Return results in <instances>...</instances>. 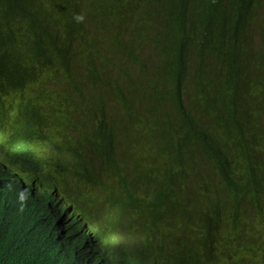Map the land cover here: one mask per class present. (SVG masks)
<instances>
[{
    "label": "trees",
    "instance_id": "obj_1",
    "mask_svg": "<svg viewBox=\"0 0 264 264\" xmlns=\"http://www.w3.org/2000/svg\"><path fill=\"white\" fill-rule=\"evenodd\" d=\"M24 2L0 0V134L27 133L29 141L41 139L42 144L38 151L35 145L0 149V157L18 171L56 182L60 197L71 201L67 214L80 210L107 264H181L162 244L163 233L155 235L152 227L154 220L161 226L168 211L187 230L165 227L162 232L171 239L183 233L197 242L210 264H264V0ZM85 13L96 23L93 28H86ZM49 14L56 46L40 33V21ZM104 25L113 30L111 44L100 42L101 33L92 34ZM152 44L154 53L168 52L171 77L182 90L165 128L159 133L153 124L139 137L133 128L137 123L121 125L118 119L122 107L128 113V101L123 92H115L122 107L111 115L102 102L94 109L78 103L74 131L64 140L68 121L62 109L71 92L45 88L64 82L57 69L70 73L77 63L96 86L107 88L103 73L112 71L108 62H122V57L147 66L140 56ZM101 46L107 51L94 55ZM39 53L52 56L53 66L41 63ZM65 86H70L68 80ZM120 136L128 144L147 146L144 150L152 156L161 144L156 159L165 171L162 182L139 180L128 144L114 154ZM144 152L135 161L144 159ZM103 157L109 170L90 177ZM83 158L88 160L78 171ZM126 208L148 214V219L139 226L140 218L122 214ZM17 210L2 209L0 234L13 241L0 236V264H32L34 258L39 264H57L54 246L60 245L66 221L44 232L15 216ZM14 231L21 236L13 237ZM71 239L63 234L67 245ZM34 247L44 253L36 255ZM203 261L200 257L197 264Z\"/></svg>",
    "mask_w": 264,
    "mask_h": 264
},
{
    "label": "clouds",
    "instance_id": "obj_2",
    "mask_svg": "<svg viewBox=\"0 0 264 264\" xmlns=\"http://www.w3.org/2000/svg\"><path fill=\"white\" fill-rule=\"evenodd\" d=\"M36 0H25V5L29 6ZM55 28L53 27V21L51 19V14L46 15L40 21V33L42 39L46 41L47 44L51 46L57 45V39L53 33ZM85 30L83 33L89 35L95 33H101V31H92ZM101 35V34H100ZM114 35H112L111 41ZM98 43V41H97ZM151 50V49H150ZM42 55V56H40ZM154 56V54H153ZM52 56L45 54H40L38 60L47 66H53L54 62L52 61ZM105 59V58H104ZM114 59V58H111ZM148 66H146L147 75L144 77V74L141 73L139 81H130L126 85L118 87L115 92H123L124 98L128 101V116L133 122L132 125L137 123L136 127H133L139 137L145 135L152 128L153 124L155 125L156 130L160 131L165 128V121L168 115H171L175 108L173 104L174 98L182 92L179 85L171 77L172 71V62L168 56V52H165L163 60V72L160 73L156 67L153 65V57L150 61V52H149V61ZM121 62L113 60V62H108V67L110 70L115 71V75L123 76L127 72L120 67ZM132 63V62H131ZM74 68H71L70 73H67L61 66L57 69L59 74V80H64V82L56 83L54 86H48L49 89H55L58 92L68 90L71 92V96L68 101L65 103L62 113L66 112L65 119L68 121L62 135H65L64 140H68V136L74 131L73 125L76 120L78 103L82 102L87 106L92 104L90 108L94 109L99 102H102L107 109V114L111 115L117 105L114 104L112 107L111 104L105 103L103 99L102 88H99L91 80V77L84 73L82 69L78 68L77 63H73ZM134 66H139L141 69V64L132 63ZM73 69L79 70L77 75L73 74ZM111 71V72H112ZM63 74L64 76H60ZM65 80L70 82V86H65ZM111 88V84L108 82ZM46 85V84H45ZM104 87V86H103ZM140 88H145L144 91H139ZM127 91V94H124V91ZM143 96V98H140ZM114 98V97H113ZM146 99V109L140 111L141 101ZM120 104V103H119ZM121 105V104H120ZM122 107V105H121ZM123 108V107H122ZM140 111V112H139ZM90 112V111H89ZM82 120H86L84 117ZM125 115L118 119L121 125H127L124 123ZM16 126H12V129H15ZM167 130L163 132L166 136ZM129 139H124L121 136L113 144L114 154H117L121 151L120 146L124 145ZM42 144L41 139L28 140V134L24 133L22 136H9L6 132H1L0 134V149L5 151H12L18 146H37V151ZM128 144V143H126ZM90 148H87V152ZM102 149L105 151V145L102 146ZM154 151H161V144L158 142L154 146ZM103 160H99L97 164L92 166V169L89 171L90 177H100V175L108 171L109 168L104 166ZM85 160L88 158H83L79 163L80 169L78 171H83L85 167ZM106 161V160H105ZM54 171L51 170L50 176L53 177ZM149 184V183H146ZM153 191V190H152ZM151 191V192H152ZM150 192V193H151ZM71 202V201H70ZM70 202L62 199L60 197V188L58 184L53 182L52 179L43 178L29 171H18L16 170L9 162L0 157V226L2 227L3 216L2 209L3 207L14 208L18 207V210L14 213L15 216L20 218H26L30 221L38 224L42 231L46 232L52 230L50 225L55 223H62L66 221V226L63 229V234L69 237H72L70 244L67 245L62 238L59 240L60 245L55 244V256L58 260L57 264H107V258L102 257L101 247L92 239V234L90 230L83 223V214L79 209L75 208L71 214H67L69 210L73 207ZM114 210V208H111ZM127 211L122 214H129L130 216L137 217L141 219L139 226L142 225V222L148 219V214L141 216L138 211H135L133 208H126ZM175 213L168 211L166 216H163V224H160L154 220L152 222V227L155 235L162 237V230L165 227H173L184 230H187V226L179 223H174L172 221V216ZM173 226H169V224ZM160 226V227H159ZM65 230V231H64ZM73 230H78L76 236H72L70 233ZM160 231V232H159ZM0 236L10 239L13 241L10 235L3 232ZM13 237H20V233L17 231L13 232ZM169 242L163 240L161 241L166 248H171L174 242L177 241V244L182 243L184 247L182 249H176V257L181 264H197L200 260V257L204 259L202 264H210L204 255L202 247L197 242L189 239L183 233L180 234L178 238L171 239L168 237ZM55 240V239H54ZM35 254L41 256L44 253L43 248L34 247ZM172 249V248H171ZM194 252V253H193ZM181 256V257H180ZM191 256V258H189ZM32 264H39L38 261L34 258L31 260Z\"/></svg>",
    "mask_w": 264,
    "mask_h": 264
},
{
    "label": "rangeland",
    "instance_id": "obj_3",
    "mask_svg": "<svg viewBox=\"0 0 264 264\" xmlns=\"http://www.w3.org/2000/svg\"><path fill=\"white\" fill-rule=\"evenodd\" d=\"M84 16H86V28H93L96 25V23L92 20V17L88 13H85ZM112 35H113V30L111 29V27L108 25H104L102 28V31H101V35L99 36V40H101L100 42H102L103 40L107 39L109 42H106V43L111 44ZM105 48H106L105 46H101V48L98 47L97 49L94 50L93 54L96 56H102L107 51V48L106 49ZM156 48H157V46H156ZM153 50H154V46L152 44L151 50H150V61L153 57V65L156 67V69L160 73H162L163 72L162 66H163V60H164V56H165V50H160V51H158L159 53H154ZM147 54H149V52H144L140 56L141 60H144V64L149 63ZM153 54H154V56H153ZM120 60L122 61L120 63V66H121L120 68L124 69V71L127 72L125 75L117 77L113 72H111V73H105L104 72L103 73V78L105 80H107V82L109 84H111V88L102 87V91L104 94L103 99L105 100L106 104L110 103L111 107L114 104L117 105L116 107L121 106L113 98L114 94H115V90L118 87H120L122 85H126L130 81H135L137 79L139 81H141V79H140L141 73L144 74V77L147 75L146 65H144V66L141 65V67H142V69H141L139 66L132 65V63L129 59H125V58L120 57ZM78 73H79V70L73 69L74 75H77ZM60 76H64V75L61 74ZM45 88L49 89L48 85H45ZM144 90H145V88L139 89V91H141V92ZM140 98H143V96H140ZM144 109H146V99L141 101L140 111H142ZM122 110H123V113L125 115L124 123L128 124V125H132L133 122L130 120L127 112L125 111L124 108H122ZM91 114L92 113H90V115ZM128 145L130 147V156H131V160H132L131 164L135 167V171L139 172V174H137L139 180H141V181L143 180L142 182L148 183L147 180L150 179L151 182L153 183V185H156L157 183L162 182L163 181V174L165 173V171H164V169H161L158 166L159 159H156L158 156H160L161 152H158L157 156H152L146 150H144V149H148L147 146H141V145L136 146L135 144H128ZM143 151H145L144 157H143L144 159H142L139 162L135 161L137 159V157L139 156V153H141ZM169 226H173V224L171 223V224H169ZM115 227L118 228L119 230L122 229V226L119 224H117ZM168 237H169L168 232H165L163 234V239L165 241L169 242ZM178 246L180 249H182L184 247V245L182 243L177 244V241L174 242L173 246H171L174 253L176 252V249L179 250ZM260 255L262 256L263 252H261ZM235 259H237V258H235Z\"/></svg>",
    "mask_w": 264,
    "mask_h": 264
}]
</instances>
